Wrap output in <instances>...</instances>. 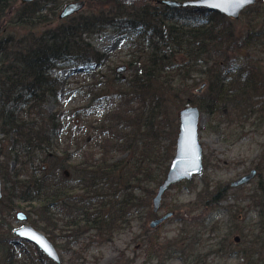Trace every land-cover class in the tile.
Instances as JSON below:
<instances>
[{"label": "trees", "instance_id": "obj_1", "mask_svg": "<svg viewBox=\"0 0 264 264\" xmlns=\"http://www.w3.org/2000/svg\"><path fill=\"white\" fill-rule=\"evenodd\" d=\"M71 1L0 0V134L14 139L0 171L4 183L18 191L15 195L4 188L0 213L12 218L16 200L39 203L52 242L57 225L48 214H64L76 230L112 238L130 209L143 208L155 197L175 155L179 124L171 116L174 109L198 106L229 127L250 120L264 123V0L237 20L206 9L171 8L159 0H86L93 10L45 28ZM114 26L129 31L130 53L124 62L128 74L113 70L106 75L115 90L108 96L88 87L90 100L81 114L105 111L102 120L89 127V140L96 142L100 157L91 154L70 165L72 155L63 160L51 153L63 115L47 113L46 108L64 82L50 72L65 62L101 70L107 55L89 39ZM18 27L24 31L21 36ZM100 70L87 74L96 78ZM195 74L205 86L199 94L193 92ZM10 162L15 163L12 171ZM243 191L241 187L237 192ZM231 193L229 185L207 181L190 211L212 210ZM258 195L264 209V184ZM250 199L256 201L257 195ZM7 243L0 240V264H20ZM242 251L264 264V240Z\"/></svg>", "mask_w": 264, "mask_h": 264}, {"label": "rangeland", "instance_id": "obj_2", "mask_svg": "<svg viewBox=\"0 0 264 264\" xmlns=\"http://www.w3.org/2000/svg\"><path fill=\"white\" fill-rule=\"evenodd\" d=\"M66 4L58 10L57 17H51L45 28L62 21L59 15ZM99 8L100 5L95 6V9ZM87 10H93V7L89 8L86 1L81 12ZM19 28L16 29L17 36L24 34ZM128 34L127 29L114 26L89 39L98 51L107 55L101 70L94 67L74 68L65 62L58 63L50 72L52 77L64 82L57 98L50 100L46 108L47 113L63 115L59 122L61 127L53 135L51 153H56L63 160L67 155H72V159L68 158L70 165L78 164L91 154L96 159L100 157L96 142L89 140L92 135L89 127L102 120L105 111L87 116L81 114V109L89 103V86H93L94 92L106 96L115 93L106 75L109 77L113 70L126 66L124 62L130 53L126 47ZM89 70H100V73L94 78L87 74ZM127 74L128 70L120 73L124 77ZM193 79L196 84L193 92L199 94L204 82L197 74ZM180 110L174 109L171 113L178 124ZM200 139L204 149L203 174L166 192L161 210L157 213L153 211V197L143 208L130 209L125 220H120L121 227L112 238L95 230H76L70 225L73 221L64 214H48L57 225L53 243L60 253L62 264H263L255 256L249 260L242 249L264 240V209L260 206L258 195L260 184H264V123L261 125L250 120L249 123L229 127L203 113ZM13 142L11 136L0 134V163L4 161L3 155L12 149ZM14 166V162L9 163L11 171ZM255 166L262 169L258 171L260 177L246 185L243 193L237 192L239 189H232L229 198L216 208L191 213L189 206L195 203L205 182L230 186L233 181L256 170ZM0 177L3 192L7 187L17 195L18 191L12 190L11 183H4L1 171ZM77 194L83 195L82 191H77ZM75 195H71L73 199ZM254 195H257L256 201L250 199ZM82 197L86 198L85 195ZM2 203L4 201L0 206L5 208ZM39 208V203L30 205L16 200L12 218L8 220L4 214L0 215V225L4 226L0 236L12 235V230L20 226L16 213L23 212L29 217V225L51 237L45 230V223L41 222L43 217ZM169 212L174 213L172 218L156 229L150 227L153 220ZM12 238L16 240L14 235ZM10 251L14 254L15 262L20 264H31V261L32 264H47L40 257V250L27 242L13 243Z\"/></svg>", "mask_w": 264, "mask_h": 264}, {"label": "water", "instance_id": "obj_3", "mask_svg": "<svg viewBox=\"0 0 264 264\" xmlns=\"http://www.w3.org/2000/svg\"><path fill=\"white\" fill-rule=\"evenodd\" d=\"M38 0H21L23 4ZM158 3L171 8H197L206 9L208 12L219 13L231 20H237L242 13L256 5L257 0H249L241 3V0H159ZM86 5L85 0L72 1L66 4L59 19L64 20L80 13ZM127 70L126 66L119 67L116 71L120 74ZM205 86H202V89ZM203 113L198 106H188L179 112V131L176 139L175 155L170 163L165 179L159 185L156 196L153 199V211L157 213L161 210L162 200L166 192L173 186L182 182H191L195 177H199L204 172V149L201 143V123ZM257 170H252L249 174L233 181L230 185L232 189H238L248 185L257 175ZM3 197L2 180L0 177V200ZM173 212L156 218L150 224L152 229H156L167 220L172 218ZM17 219L21 222L27 220L23 212L17 214ZM18 238L24 239L35 245L54 264H62L60 253L55 244L42 232L29 225H23L15 231Z\"/></svg>", "mask_w": 264, "mask_h": 264}, {"label": "flooded vegetation", "instance_id": "obj_4", "mask_svg": "<svg viewBox=\"0 0 264 264\" xmlns=\"http://www.w3.org/2000/svg\"><path fill=\"white\" fill-rule=\"evenodd\" d=\"M201 91H202V90H201ZM201 91H199V92H201ZM253 170H255V169H253ZM256 170H257V169H256ZM257 172H258V170H257ZM67 174H68V173H67ZM258 174H259V173H257V175H258ZM246 175H247V174H246ZM257 175H256V177H257ZM256 177H255V178H256ZM255 178H254V179H255ZM254 179H253V180H254ZM1 180H2V179H1ZM253 180H252V181H253ZM250 183H251V182H250ZM250 183H249V184H250ZM249 184H248V185H249ZM230 185H231V184H230ZM245 186H246V185H245ZM245 186H242V187H245ZM230 188H231V187H230ZM240 188H241V187H240ZM240 188H238V189H240ZM231 189H232V188H231ZM2 193H4V192H3V182H2ZM3 196H4V195H3ZM2 200H3V197H2V199L0 200V203L2 202ZM2 204H5V202L2 203ZM2 207H4V206H2ZM18 213H19V212H18ZM18 213H16V219H17V214H18ZM24 214L27 216V220L21 222V221H19V220L17 219V221H19V223H20V226L17 227L16 229H14V230L11 229L13 233H12V235H11L10 237H5V238H1V237H0V240H1V239H7V241L10 242V244L7 243V245H9V249H10V245H12L13 243H15V244H24L25 242L29 243L28 241H26V240H24V239H20V238H18V237L16 236V234H15V231H16L17 229H19L21 226H23V225H25V224H26V225H29V224L27 223L29 217H28V215H27L26 213H24ZM0 215H1V213H0ZM4 216L7 217L8 220L10 219V217H9L7 214H4ZM29 226H31V225H29ZM13 235H14V237L16 238V240H13V238H12ZM47 237H48V236H47ZM48 238H49V237H48ZM29 244H31V243H29ZM31 245H33V244H31ZM33 246H35V245H33ZM2 247H3V246L0 244V249H1ZM35 247H36V246H35ZM36 248H37V247H36ZM10 252H11V251H10ZM40 252H41V251H40ZM11 253H12V252H11ZM12 254H13V253H12ZM41 254H43V253L41 252ZM41 254H40V255H41ZM43 255H44V254H43ZM44 256H45V255H44ZM45 257H46V256H45ZM13 259H14V254H13Z\"/></svg>", "mask_w": 264, "mask_h": 264}, {"label": "snow or ice", "instance_id": "obj_5", "mask_svg": "<svg viewBox=\"0 0 264 264\" xmlns=\"http://www.w3.org/2000/svg\"><path fill=\"white\" fill-rule=\"evenodd\" d=\"M249 0H241V3H247Z\"/></svg>", "mask_w": 264, "mask_h": 264}]
</instances>
